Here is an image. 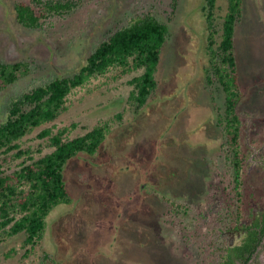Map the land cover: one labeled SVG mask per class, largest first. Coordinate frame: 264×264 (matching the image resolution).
<instances>
[{"label": "rangeland", "instance_id": "obj_1", "mask_svg": "<svg viewBox=\"0 0 264 264\" xmlns=\"http://www.w3.org/2000/svg\"><path fill=\"white\" fill-rule=\"evenodd\" d=\"M15 1L0 0V62L32 63L33 76L21 81L20 88L33 79L73 76L98 43L138 14L153 11L168 21L172 13V0H81L79 10L39 32L18 25ZM244 1L234 52L245 93L238 108L247 123L245 185L255 195L245 219L249 224L264 205V0ZM203 5L204 0L180 1L162 50L158 89L139 113L130 81L143 70L112 69L74 90L66 112L20 141L38 160L53 151L49 138L39 136L43 129L56 133L68 127L70 138L104 123L111 129L97 155L83 154L68 166L73 202L52 211L40 245L27 252L24 237H8L0 242V264H45L44 251L57 264H211L204 234L215 227L228 182L217 125L225 96L218 88L211 94L206 86ZM219 7L221 29L226 1ZM11 92H0V105ZM27 157L14 156L7 173L19 169ZM164 197L206 216L194 244L187 242L188 231L177 224ZM242 235L234 230L225 234L230 243ZM251 264H264V241Z\"/></svg>", "mask_w": 264, "mask_h": 264}, {"label": "trees", "instance_id": "obj_2", "mask_svg": "<svg viewBox=\"0 0 264 264\" xmlns=\"http://www.w3.org/2000/svg\"><path fill=\"white\" fill-rule=\"evenodd\" d=\"M180 1L172 0L168 21L153 11H147L122 23L92 49L84 65L73 76L33 79L25 88H20L21 81L33 76L32 63L28 60L0 62V92L12 90L0 105V234L5 236L0 237V242L8 237H24L23 248L27 252L40 245L52 211L73 202L66 179L68 166L83 154L97 155L111 129L104 123L75 138L68 137V127L56 133L49 128L43 129L39 136L49 138L53 151L38 160L32 158L29 150L21 148L20 141L66 112L68 97L74 90L112 69L121 68L125 72L143 70L130 81L134 87L131 100L138 113L143 110L158 89L162 50L171 37L170 24L175 19ZM220 1L227 3L221 29L217 22ZM244 3V0H204L202 9L208 33L206 86L211 94L218 88L225 96L224 112L220 113L217 125L223 134L222 152L228 184L215 227L206 228L204 234L206 246L211 250V264H251L258 257L264 241V205L258 217L252 215L251 223L245 222L255 195L249 193L245 185L249 160L244 141L247 123L238 110L245 93L239 82L234 52L236 29L244 16ZM81 7V0H16L14 13L22 28L44 32L54 25L56 19H66ZM76 127L77 124L72 125V128ZM12 151L17 153L9 155ZM14 156L28 157L10 174L6 167ZM164 198L177 224L188 231L187 242L194 244L200 234L198 228L206 216L196 215L184 202ZM233 230L242 231L243 235L230 243L225 234ZM43 261L57 264L54 255L48 251H44Z\"/></svg>", "mask_w": 264, "mask_h": 264}]
</instances>
